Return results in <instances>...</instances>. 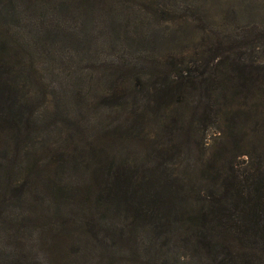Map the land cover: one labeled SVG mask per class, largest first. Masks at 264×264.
Listing matches in <instances>:
<instances>
[{
  "label": "trees",
  "instance_id": "16d2710c",
  "mask_svg": "<svg viewBox=\"0 0 264 264\" xmlns=\"http://www.w3.org/2000/svg\"><path fill=\"white\" fill-rule=\"evenodd\" d=\"M103 1L0 0V264H166L170 252L183 264H264V65L216 48L197 74L159 67L144 115L105 128L116 144L144 145L143 159L61 125L52 147L36 146V41L51 64L66 60L49 41L104 15Z\"/></svg>",
  "mask_w": 264,
  "mask_h": 264
},
{
  "label": "rangeland",
  "instance_id": "374dc122",
  "mask_svg": "<svg viewBox=\"0 0 264 264\" xmlns=\"http://www.w3.org/2000/svg\"><path fill=\"white\" fill-rule=\"evenodd\" d=\"M100 8L105 14L97 18L87 12L81 28L70 23L66 35L76 34L72 40L78 47L73 53L65 50L68 37L62 35V29L49 41L66 60L53 59L51 64L46 56L48 41H36L32 60L38 89L33 116L36 124L44 126L39 136L36 132V146L44 142L52 147L60 137L61 125L73 133L81 132L86 146L103 134L99 142L111 145L108 148L113 153L121 150L122 158L130 159L128 150L132 158L143 159L147 154L144 145L126 135L117 137L116 144L105 128L121 129L118 127L129 111L144 115L142 91L159 67L167 69L170 64L169 70L183 68L197 74L213 63L216 48L229 61L240 54L244 61L264 65V0H104ZM110 91L117 98L103 100ZM215 126L207 129L208 140L217 135ZM5 213L13 219L17 211ZM0 234L5 237L6 231L0 229ZM169 254L166 264L186 260L177 258V252Z\"/></svg>",
  "mask_w": 264,
  "mask_h": 264
}]
</instances>
